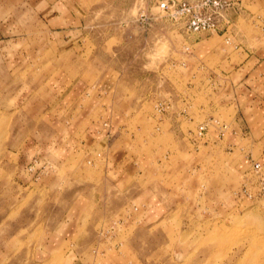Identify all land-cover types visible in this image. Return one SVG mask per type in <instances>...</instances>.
Here are the masks:
<instances>
[{
    "label": "rangeland",
    "instance_id": "obj_1",
    "mask_svg": "<svg viewBox=\"0 0 264 264\" xmlns=\"http://www.w3.org/2000/svg\"><path fill=\"white\" fill-rule=\"evenodd\" d=\"M125 2L90 1L75 62L0 65V264H264V196L245 193L264 156V10L191 34L157 5ZM69 69L89 85L80 106L121 120L124 138L108 142L140 159L136 175L107 174V143L87 157L45 153L63 129L47 109Z\"/></svg>",
    "mask_w": 264,
    "mask_h": 264
},
{
    "label": "crops",
    "instance_id": "obj_2",
    "mask_svg": "<svg viewBox=\"0 0 264 264\" xmlns=\"http://www.w3.org/2000/svg\"><path fill=\"white\" fill-rule=\"evenodd\" d=\"M90 1L0 0V65H3L7 71H12L28 63L31 56L35 62L57 64L65 60L60 57L61 52L67 54V62L69 64L75 62V50L77 46H80V39H76V34L88 28V23H90L93 15ZM125 1L121 5L131 4L130 6L132 7L140 6L145 1L149 10H153L158 4V0ZM230 1L234 4L231 10L233 20L236 16L239 19L241 14L245 15V13L253 10L251 8L256 6H258L257 9L260 12L264 10V0ZM44 35L48 39H44ZM33 41L36 43L34 53L29 54L27 48L31 46ZM83 41L85 40L83 39ZM44 48L57 52V55L47 58L41 55L43 57L41 58L38 53L43 52ZM73 70L69 69L68 72H63L56 76L58 86L57 89L55 87V92L62 91V95L61 97H57V95L47 110L49 112L58 111L53 122L63 129L59 132V136L56 137L58 140L52 142L49 148L44 149L45 153L50 152L60 155L65 153L64 155L67 156L66 160L83 153L87 157L92 156V153L96 151V147L107 143V153L103 152L106 154H104L106 165L110 163L111 166V168H109L110 166L107 167V174H117L121 177L136 175L137 170L140 168V159L136 155L129 152L113 153L114 150L112 152V143L118 139L120 142L124 138L122 134L124 128L121 126V120L118 121L119 118H117L118 122L112 119H109V122H103L100 119L98 120L97 114L91 111V109L93 110L92 107L80 106V101L87 94L89 85L85 79L83 80L81 77H78V79ZM112 77L111 74H107L103 78L100 86L102 96L112 92L115 86ZM55 92L53 93L54 96L56 95ZM251 103V101L247 102L248 105H251ZM106 107L102 104V112L108 110ZM78 111L80 112L78 113ZM170 126L173 129L176 128L173 121ZM112 136L116 139L109 144L108 138ZM35 157L45 158L39 154ZM146 158L149 157H142L145 162ZM150 164H148V167ZM161 205L162 202L158 203L153 200V211L148 213V221L156 224L162 220ZM76 233L77 231H74L72 236Z\"/></svg>",
    "mask_w": 264,
    "mask_h": 264
},
{
    "label": "built area",
    "instance_id": "obj_3",
    "mask_svg": "<svg viewBox=\"0 0 264 264\" xmlns=\"http://www.w3.org/2000/svg\"><path fill=\"white\" fill-rule=\"evenodd\" d=\"M234 4L230 0H160L157 9L160 17L166 18L173 25L191 34H220L227 33L232 25L231 10ZM149 12H141L138 21L149 23L153 20ZM207 130L206 126L199 128V136ZM30 171L33 167H30ZM250 174L252 183L245 188L248 192L251 186L258 188V196H264V156L252 163Z\"/></svg>",
    "mask_w": 264,
    "mask_h": 264
}]
</instances>
